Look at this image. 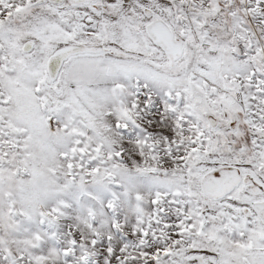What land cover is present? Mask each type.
I'll return each instance as SVG.
<instances>
[{
  "label": "snow or ice",
  "instance_id": "6c2138e0",
  "mask_svg": "<svg viewBox=\"0 0 264 264\" xmlns=\"http://www.w3.org/2000/svg\"><path fill=\"white\" fill-rule=\"evenodd\" d=\"M0 264H264V0H0Z\"/></svg>",
  "mask_w": 264,
  "mask_h": 264
}]
</instances>
